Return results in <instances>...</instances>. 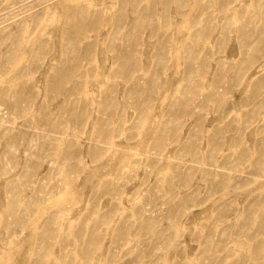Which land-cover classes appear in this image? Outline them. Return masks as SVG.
<instances>
[{"label":"rangeland","instance_id":"rangeland-1","mask_svg":"<svg viewBox=\"0 0 264 264\" xmlns=\"http://www.w3.org/2000/svg\"><path fill=\"white\" fill-rule=\"evenodd\" d=\"M117 1L0 0V91L8 97L18 80L27 99L36 95L17 116L0 97V166H7L0 171V228L13 221L8 237L0 232V264H264V75L249 95L256 72L264 69V0H124V11ZM116 7L126 15L118 29ZM100 10L103 22L94 31L92 14ZM240 11L241 20H251L246 26L254 25L242 41ZM195 20L207 22L197 28ZM66 25L82 35L78 43L98 38L84 57L88 66L95 64L94 73L78 66L73 76L90 80L91 90L119 61L117 45L129 46L130 60L144 71L164 46L154 97L140 124L128 104L121 117L111 116L109 133L99 139L102 155L89 151L97 110L83 131L69 129L64 136L79 137L81 155L34 156L37 124L5 155L13 128H23L26 115L39 120L41 112L68 110L63 94L41 108L43 79L67 62L61 52ZM127 34L132 37L124 43ZM31 61L32 85L19 74ZM189 64L199 71L187 75ZM121 76L113 78L118 96ZM83 93L75 94L81 99ZM31 158L38 161L25 178ZM10 181L21 187L24 221L13 220Z\"/></svg>","mask_w":264,"mask_h":264},{"label":"bare ground","instance_id":"bare-ground-1","mask_svg":"<svg viewBox=\"0 0 264 264\" xmlns=\"http://www.w3.org/2000/svg\"><path fill=\"white\" fill-rule=\"evenodd\" d=\"M139 1L140 0H132L133 4H137ZM147 6H150V5H147ZM117 7H119V11L121 10L124 11L125 10L124 0H118ZM117 7L115 8L116 10L115 14H117V17H116L117 22L114 25L115 29L122 27L124 25L123 21L126 18V15L119 14ZM147 10L149 11L150 7L147 8ZM103 11L100 10L98 12H95L94 15L92 14L93 18L91 17L92 18L91 23L92 25L95 26L93 29L94 31H97L99 29V25L101 26V23L103 22L102 21ZM140 15L141 13L138 12L136 14V17L139 18ZM241 15H243L242 11L239 12L240 19L238 21V26L240 27L238 36L242 41V39H244L247 35L251 33L252 27H254V25H252L251 28L246 26L248 23L251 22V20L249 18H245L241 20ZM229 20L230 18L226 20L223 25L228 26L231 21ZM206 22L207 21L205 20L203 21L195 20L193 25H195L197 28L198 27L200 28L202 26H205ZM68 23L72 24V22H68ZM79 24L84 25V21L82 20ZM257 24L258 23H256V25ZM235 25H237V23H234L233 26ZM74 29H75L74 26L72 28L69 25H66L64 29V39L62 40L61 52H62L63 59L67 58V62L65 61L66 59L63 60L48 75V77L46 78V81L44 80L45 78L43 79V86L45 85L44 87L46 89V94H45L44 102L42 103L40 102L41 108H49L48 102L56 98L58 94H63L67 98L66 108L68 110H65V112L58 111L54 114L51 112H46V113L41 112V114H39V120L36 118V115L33 113H30L29 116L26 115V123H24L23 128L22 127L20 129L13 128V132H12L13 138L9 141L8 146L4 151L5 155L8 152H11L12 151L11 149H13L15 145L18 144V142H20L19 140L20 136L25 135L27 131L26 129L31 124L40 125V126H37V125L34 126L35 132H34V136L32 138L31 144H30V146L33 149V155L39 157L42 154H46V155L54 154L57 156H70V155H78V154L81 155L82 145L80 144L78 140L79 137H77L76 135H68V139L65 140L64 136L67 134V130L69 129L76 128V130L83 131L84 128L86 127L85 125L88 123L86 119L88 117L89 118L91 117L92 111L94 110H97L98 113L96 115V121L93 126V133L90 138L92 139V142L89 145V151L91 152L92 156L102 155L101 149L103 147L101 146V142L99 141V139L107 136V134L109 133L110 128L108 127V124H110L112 120L111 116H114L115 114L118 113V115L121 117V114H123L122 112L123 108L126 107L127 104L130 107H133L137 110L136 114H134L135 115L134 122H138L139 120V124L141 123V117H143L141 111L142 109L149 107L154 97V92L156 90V86H157L156 82L158 81L157 77L159 76L160 71H161L160 67L164 65V57L166 55L164 46H161V44H159L160 46L157 47V49L154 51V54H153V57L155 58V60H154V63L151 69L144 71V69L142 70V68L140 67L141 66L140 64L138 63L134 64L130 60V57L133 56V53H131L128 50L129 46L117 45L115 48L118 51H116L115 57H117V59L119 58V61L117 60L118 62L114 63V67H112V69H108L104 71V73L102 72L104 75L103 80L100 81V83L98 84L96 88H92L93 90H91L90 80L80 82V81L75 80L73 76L77 74L78 71L76 69L78 66L82 67L80 72H83L84 74L87 73L91 75L92 73H94L95 64L92 66H88L84 62V57L89 56L90 50L92 48L91 47L92 44L90 42H93L98 38L96 39L85 38L84 40L87 42L82 41L83 40L82 39L78 43L79 37H82V35H80L79 33V36H78V32H77L78 30L76 29L74 30ZM59 33L60 32H58V34ZM131 37H132L131 35L127 34L124 36L122 40L125 43V41L128 42ZM161 41H164L163 38ZM187 42L189 43L190 39ZM77 43L80 44V52H77ZM22 44L27 45V43L25 44L22 43ZM107 47L108 48L110 47L109 49L111 50L112 47H114V45L113 44L108 45ZM13 48H17L16 43L13 44ZM36 51L38 52V50ZM17 56H18L17 52L13 53V58H16ZM197 71L199 70L193 69L192 64H189V67L186 70V73L187 75H190V74L196 73ZM19 74L20 75L26 74L27 80H30V82L31 81L33 82V79L36 78L35 77L36 74L32 66V61L29 63L28 66H25ZM117 75H122L121 76V84H122L121 87L123 91H122L121 96H118V90L120 87L119 83L113 79ZM263 75H264V69L262 71L258 70L256 72V78H255L256 82L251 84L250 89H249V95L251 92H254L256 85H257V81L262 79ZM188 81L189 80L187 79V82L183 84V86L181 87V90L186 91V89L189 88ZM32 82L30 83L31 85H32ZM9 87H10V84L6 86V92H10ZM24 88L25 87L23 83L16 80L13 83V91L11 95L7 97L4 91H0V97L3 96L5 98L4 100H2L1 103L3 105H6L5 106L6 108L7 106L13 108V116L25 114L27 112L26 108L29 109V107L32 105L33 97H36V95L34 94L31 97H29L30 99H27L28 97L26 96L25 92H23ZM40 88H41V85H40ZM41 89H44V88H41ZM77 91H84L81 99H79V97L75 94ZM142 92L146 93V95L143 98L140 96ZM115 93H117V95ZM76 109L81 110L82 113L79 115L72 113ZM8 130L9 128L6 129V131ZM50 138L56 139L57 142L56 143L49 142V140H51ZM48 146H51V147L54 146V147L53 149H49ZM32 159L33 158H31L29 162ZM35 161L37 162L38 160L35 159ZM35 161L28 163V167L24 175L25 178H27L28 174L31 173V171L36 167ZM67 165H68V168H70L71 164H67ZM6 167L7 166L5 165L0 166V171ZM102 182H104L103 184L104 186L106 187L108 186L107 181L104 180ZM210 183L213 185V181H210ZM20 190H21V187H19L16 183H12L10 181L6 184V191L8 192L10 196V199H9V203L11 206L10 211L12 213L13 220H14V217L18 219L17 222L21 221L24 218V211L19 210L18 208L17 194L19 193ZM9 214L6 216V218L9 216ZM25 219L26 218H24L23 221ZM12 226H13V221H10L9 225L2 226L0 228V232H3L5 234V237H8V235L11 234L13 231ZM4 241H7V240L4 239Z\"/></svg>","mask_w":264,"mask_h":264}]
</instances>
